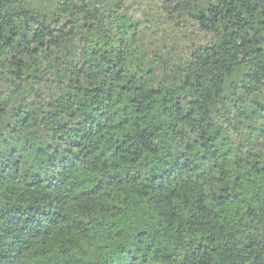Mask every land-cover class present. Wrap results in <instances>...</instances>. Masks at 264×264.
I'll use <instances>...</instances> for the list:
<instances>
[{
  "label": "trees",
  "instance_id": "1",
  "mask_svg": "<svg viewBox=\"0 0 264 264\" xmlns=\"http://www.w3.org/2000/svg\"><path fill=\"white\" fill-rule=\"evenodd\" d=\"M0 264H264V0H0Z\"/></svg>",
  "mask_w": 264,
  "mask_h": 264
}]
</instances>
